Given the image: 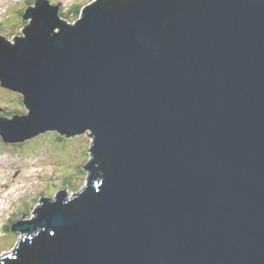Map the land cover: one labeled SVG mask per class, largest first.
Returning a JSON list of instances; mask_svg holds the SVG:
<instances>
[{
    "label": "water",
    "instance_id": "95a60500",
    "mask_svg": "<svg viewBox=\"0 0 264 264\" xmlns=\"http://www.w3.org/2000/svg\"><path fill=\"white\" fill-rule=\"evenodd\" d=\"M36 10L0 41L29 109L0 136L85 133L94 157L0 263L264 264V0H110L72 31Z\"/></svg>",
    "mask_w": 264,
    "mask_h": 264
},
{
    "label": "rangeland",
    "instance_id": "374dc122",
    "mask_svg": "<svg viewBox=\"0 0 264 264\" xmlns=\"http://www.w3.org/2000/svg\"><path fill=\"white\" fill-rule=\"evenodd\" d=\"M35 1L0 0V20L3 21L2 29L6 35L16 25L25 24L26 27L31 22L27 18V23H21V17ZM78 1L84 3L87 0H55L63 10L70 7V2ZM13 38H6V42L12 44ZM26 112L21 95L0 86V115L9 117L11 113L23 115ZM91 141L88 134L78 133L67 137L55 129L44 130L21 143H5L0 139V197L9 199L6 204L0 201V261L15 252L22 237L21 233L12 230L8 231L7 236L2 226L11 222V219L15 223L17 219L27 221L33 218L35 210L42 206L43 198L51 200L61 192L65 198H71L80 190L88 188L89 173L84 171V167L93 157L90 153ZM69 169L73 182L77 181L74 182L76 186L73 190L68 189L73 184L71 174L67 173ZM77 169L84 171V174L76 172ZM24 212H27L26 216H23ZM14 243L17 245L13 246Z\"/></svg>",
    "mask_w": 264,
    "mask_h": 264
},
{
    "label": "trees",
    "instance_id": "16d2710c",
    "mask_svg": "<svg viewBox=\"0 0 264 264\" xmlns=\"http://www.w3.org/2000/svg\"><path fill=\"white\" fill-rule=\"evenodd\" d=\"M60 7V6H59ZM60 9H61V11L62 12H60L61 14H62V17H64V18H67L68 17V14H66L65 12H63V9L60 7ZM74 13H78V10H75V12ZM60 15V14H59ZM24 23H26V22H24ZM25 25V24H24ZM23 25V26H24ZM27 27V26H26ZM19 33V32H18ZM13 92V91H12ZM11 116V115H10ZM58 132V131H57ZM0 139H1V137H0ZM78 171H76V172H80V173H82V172H84V171H80L79 169H77ZM61 172V171H60ZM67 173L68 174H71V177H72V183L73 184H71L70 185V188H68V189H71V190H73L74 188H75V184H74V182H77V181H74L73 182V180H74V178H73V176H72V171H70V169L67 171ZM77 174V173H76ZM82 174H84V173H82ZM76 176H83V175H76ZM76 176H75V178H76ZM80 180H82V178H79ZM70 182V183H71ZM75 185V186H74ZM39 196H41V194L40 195H38V197ZM37 199V197H35V200ZM33 203H34V201H33ZM16 222H18V219H17V221ZM14 222L12 221V219H11V222H9L8 224H6L5 226H2V227H4L3 229L5 230V234H7V236H8V234H9V232L11 231V225L13 224ZM9 231V232H8ZM16 243V242H15ZM15 243L13 244V246H15Z\"/></svg>",
    "mask_w": 264,
    "mask_h": 264
},
{
    "label": "bare ground",
    "instance_id": "6f19581e",
    "mask_svg": "<svg viewBox=\"0 0 264 264\" xmlns=\"http://www.w3.org/2000/svg\"><path fill=\"white\" fill-rule=\"evenodd\" d=\"M58 5V4H57ZM59 6V5H58ZM31 9H33V8H31ZM60 15L59 14H57V17H58V19L60 20V17H59ZM30 18H31V20H30ZM30 21H32V17H29V22ZM61 21H63V22H65L67 25H69V21H67V20H61ZM30 25V23L27 25V27ZM8 120H10V119H8ZM81 191V190H80ZM59 194V193H58ZM58 196V195H57ZM57 196L55 197V198H52L51 200H49V201H52V202H54L56 199H57ZM19 221H21L22 223H24V222H28V221H30V220H27V221H25V220H21V219H19L18 220V222ZM18 222H15V223H13L12 225H11V228H13L16 224H19ZM21 234H22V237L19 239V241L20 240H22V238H23V236H24V233H22V232H20ZM17 247H18V245H17ZM16 251H17V248H16V250H15V252L14 253H9V259L10 260H12L15 256H16Z\"/></svg>",
    "mask_w": 264,
    "mask_h": 264
},
{
    "label": "clouds",
    "instance_id": "9594fccd",
    "mask_svg": "<svg viewBox=\"0 0 264 264\" xmlns=\"http://www.w3.org/2000/svg\"><path fill=\"white\" fill-rule=\"evenodd\" d=\"M21 19H22V22L21 23H24V22H26L27 23V19H25L24 21H23V15H22V17H21ZM0 27H3V21L2 20H0ZM24 26H19V25H16L14 28H15V30H19V31H21V29L23 28ZM17 37H21V38H23V36L22 35H18ZM10 45H13V44H11V43H9ZM19 93V92H18ZM21 96H22V94L21 93H19ZM28 110V109H27ZM24 115V114H23ZM21 116V115H20ZM87 135V134H86ZM4 142V141H3ZM93 159V157L91 158V159H89V161L90 160H92ZM84 171H85V169H84ZM89 177H90V173H89ZM89 177H88V180H89ZM0 201H1V199H0ZM24 213H27V212H24ZM23 213V214H24ZM23 217V216H22ZM34 218H31V219H29L30 221L31 220H33ZM19 222H21V221H19Z\"/></svg>",
    "mask_w": 264,
    "mask_h": 264
}]
</instances>
